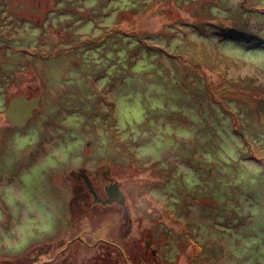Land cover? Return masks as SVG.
Segmentation results:
<instances>
[{
  "label": "rangeland",
  "instance_id": "obj_1",
  "mask_svg": "<svg viewBox=\"0 0 264 264\" xmlns=\"http://www.w3.org/2000/svg\"><path fill=\"white\" fill-rule=\"evenodd\" d=\"M6 22L47 106L23 130L0 115V264L73 231L72 167L110 171L134 227L91 212V244L124 255L83 264H264V0H0Z\"/></svg>",
  "mask_w": 264,
  "mask_h": 264
},
{
  "label": "flooded vegetation",
  "instance_id": "obj_2",
  "mask_svg": "<svg viewBox=\"0 0 264 264\" xmlns=\"http://www.w3.org/2000/svg\"><path fill=\"white\" fill-rule=\"evenodd\" d=\"M10 17L11 15L8 12L6 14V18L9 19ZM11 19L14 20L13 17H11ZM14 24L15 23L7 24V22L0 23V95L2 96V101H0V103L3 104L2 108L0 106V115L3 113V116H4V113L9 106L10 100L14 97L22 96L26 100L38 99L39 101L37 104V108L32 111V117L31 119L27 121L25 127L23 128L12 127L10 123L5 120L8 126H10V128L15 129V130H23L28 126L30 122H32L37 117L42 115L41 111H44L45 102L43 99L45 95L41 87V84H42L41 73L38 71L36 72V69H32L31 74H26L25 71L23 70V69L28 68L26 63L29 62V68H30L31 66L30 61H32V59L34 60L39 59V57L38 58L36 57L38 55V52H31L29 49H22L19 47L14 49V47L9 46V39H10V34H11L9 31L11 30L10 29L11 25H14ZM6 32H8V34H6ZM34 44H36V42H34ZM10 52H14L18 56H21V59L25 61V65L23 61L22 65L24 66L23 67L18 66L17 71L13 70L12 72H10L11 70L8 69L9 61H7L6 57L8 56ZM26 55L29 56L30 61L28 57L25 60ZM39 56H41V54H39ZM18 79H20L19 83L22 84V87H23L22 91L12 96H9V92H10L9 90H11L10 83L16 82ZM25 83H28V84L25 85ZM14 84L15 83H13V85ZM46 106L47 105L45 104V107ZM51 107H52V104H51ZM49 121H51V119ZM0 127H3V124H1ZM47 170L50 172L54 170V173L52 175L57 174V169L55 168H48ZM109 172L110 171L97 170L96 168L89 169V168H80V167H72L71 169L62 170L61 180L62 181L65 180L67 182L65 184L63 182H60L59 185H60L61 191L64 192L65 196L67 194L66 192L71 193L70 195L71 197L68 200V204H69L70 209L72 208V206H74L75 207L74 211L79 213L78 214L79 216H77L78 221L76 222L74 221L73 223L72 221L73 216L71 215L72 216L71 217L69 215L72 221L71 225H72L73 231H71V233L63 232L62 233L63 240H60L59 243H58V240H59L58 236H53L50 240L51 241L50 243L43 244V246L40 247L39 249H34L35 251L34 258L29 257L30 254L27 253L26 254L27 257L25 256L24 259L25 260L28 259L29 264H83L85 260L84 257H80V256L74 257V252H73L74 248L81 250V251H85L88 249H95L97 250L98 254H101L102 252L103 253L107 252L109 253L108 254L109 256L113 254L111 251L114 250L115 254L123 257L124 252L122 251V249L118 247L116 244L111 243L105 239L97 238L91 244V241L93 239L88 238V236H89V233L94 234L95 232L85 230L86 226L89 225V222L91 223L94 222L95 217L100 219V225H101V222L102 221L104 222L105 220L104 214L100 216H94L91 214V212H95L97 210H102L103 212H105L106 209H111L113 210L114 214H110V215L120 216V218L124 220V223L122 224L123 228L128 227L127 233L125 235L126 238L131 236L132 231H134L133 223L132 221L129 220V213L126 208V202H125L124 207H120L114 203L112 205H101L99 203H96L95 198L90 193V190L89 188H87L85 181L83 179V178H86L96 198L100 199L101 201H104L106 200V188L112 186L114 183H116L119 186V191L121 192L120 184L116 181V179H114L110 175ZM52 178L53 177L49 178V180H53ZM54 181H57V180L54 179ZM125 211L128 213V219L126 221H125V215H124ZM119 231H118V234H119ZM149 246L151 247L150 243H149ZM150 247H149V249L151 250L150 255L154 256L155 250L153 251ZM152 251L154 252V254H152ZM42 257H48V258L39 262L38 261L39 258H42ZM93 259L95 260V257ZM153 263L155 264L156 261L154 260Z\"/></svg>",
  "mask_w": 264,
  "mask_h": 264
},
{
  "label": "water",
  "instance_id": "obj_3",
  "mask_svg": "<svg viewBox=\"0 0 264 264\" xmlns=\"http://www.w3.org/2000/svg\"><path fill=\"white\" fill-rule=\"evenodd\" d=\"M38 99L26 100L22 96L14 97L10 100L9 106L4 113V118L7 120L12 127L23 128L25 127L27 121L32 117V111L37 108ZM87 188H89L90 193L95 198V202L101 205H112L117 204L120 207L125 206V198L123 194L119 191V186L114 183L112 186L106 188V200L101 201L97 199L95 194L86 178H83ZM125 221L128 219V213L125 211ZM146 248H149V243H145ZM152 254L154 252L152 251Z\"/></svg>",
  "mask_w": 264,
  "mask_h": 264
}]
</instances>
